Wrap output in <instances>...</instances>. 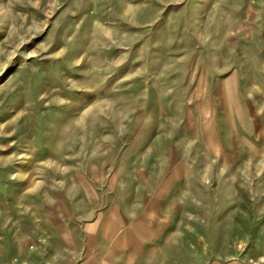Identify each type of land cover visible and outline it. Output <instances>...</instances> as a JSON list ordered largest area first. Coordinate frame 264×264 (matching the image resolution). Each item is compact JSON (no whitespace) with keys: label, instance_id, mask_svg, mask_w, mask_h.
<instances>
[{"label":"rangeland","instance_id":"obj_1","mask_svg":"<svg viewBox=\"0 0 264 264\" xmlns=\"http://www.w3.org/2000/svg\"><path fill=\"white\" fill-rule=\"evenodd\" d=\"M170 141L166 259L264 264V0H0V264L78 253Z\"/></svg>","mask_w":264,"mask_h":264},{"label":"crops","instance_id":"obj_2","mask_svg":"<svg viewBox=\"0 0 264 264\" xmlns=\"http://www.w3.org/2000/svg\"><path fill=\"white\" fill-rule=\"evenodd\" d=\"M164 157L165 165L160 171L163 176L148 180V183L135 184L132 187L134 194H129L124 184L121 187H117V184L110 186L111 189L116 187L115 194L111 195L112 202L96 220L87 224L91 228L81 230L83 247L79 248L78 253L57 258V264H173L171 257L166 259L165 255L173 238L168 229L173 221L172 206L177 205L172 191L177 185L181 190L187 186L185 179L189 171L182 148L175 141H170L166 146ZM173 158L181 162L183 169L179 176L166 182L164 179L178 168L177 164L171 165ZM55 195L56 205L61 211L60 218L75 220V209L70 211L67 198L61 194ZM76 238V231L68 230L62 236V242L67 247L76 246ZM43 264L50 263L45 260Z\"/></svg>","mask_w":264,"mask_h":264},{"label":"bare ground","instance_id":"obj_3","mask_svg":"<svg viewBox=\"0 0 264 264\" xmlns=\"http://www.w3.org/2000/svg\"><path fill=\"white\" fill-rule=\"evenodd\" d=\"M30 156V155H29ZM28 158V157H27ZM32 158V157H31Z\"/></svg>","mask_w":264,"mask_h":264}]
</instances>
